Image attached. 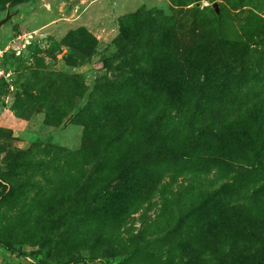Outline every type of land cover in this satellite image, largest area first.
<instances>
[{"label": "rangeland", "instance_id": "374dc122", "mask_svg": "<svg viewBox=\"0 0 264 264\" xmlns=\"http://www.w3.org/2000/svg\"><path fill=\"white\" fill-rule=\"evenodd\" d=\"M8 11L0 264H264V141L224 159L189 149L264 112V0H0Z\"/></svg>", "mask_w": 264, "mask_h": 264}, {"label": "trees", "instance_id": "16d2710c", "mask_svg": "<svg viewBox=\"0 0 264 264\" xmlns=\"http://www.w3.org/2000/svg\"><path fill=\"white\" fill-rule=\"evenodd\" d=\"M249 114L248 117L251 120V123H240L238 125L235 124H229L228 122L225 121L224 123V130H217V131H221L222 134L217 133L216 135H214L215 137L213 139H211L207 146L202 149L203 147V143H204V135L203 132H199L197 135H194V137H198L196 139V142L194 144V147L191 146L192 151L195 150H204V159L205 160H209V158L211 156H215L217 155L219 152H222L224 154H222L223 159L226 158L228 155L225 154H229V152H231V149L235 146V145H240V146H246V147H250V145L252 146V144L259 142L260 141H264V112L258 108H250L248 109ZM188 135V132L186 133ZM192 133L189 132V136ZM185 136V135H184ZM186 139H188L187 136H185ZM165 146V145H163ZM185 147V146H184ZM183 146H178L177 147V151L179 152V150L184 149ZM186 148V147H185ZM166 151H168V148L166 149ZM170 153H174V149L170 148ZM139 160L136 159L135 162H137ZM217 162L223 166L228 165V163L225 160H217ZM222 162V163H221ZM130 165H125L124 167H122L120 169V171H118V175L117 177L120 178V183L121 184H126L127 190H124V192H128L130 193L131 190H129L128 188L131 186V183H133L131 178V174L133 173V171H136L139 174V166H136L134 169L133 164ZM140 165V164H139ZM140 177H137V179H139ZM223 187H226V185H223ZM4 195V193L2 194V196ZM219 195V192L216 191L212 197H210L204 204L201 205V207H204L207 205V203L209 202V200H214L217 196ZM201 209V208H200ZM235 209V208H233ZM219 215V214H218ZM210 218H217V213L214 212V214H210L209 215Z\"/></svg>", "mask_w": 264, "mask_h": 264}, {"label": "water", "instance_id": "95a60500", "mask_svg": "<svg viewBox=\"0 0 264 264\" xmlns=\"http://www.w3.org/2000/svg\"><path fill=\"white\" fill-rule=\"evenodd\" d=\"M112 1H113L114 3L117 2V0H112ZM213 5H214V7H215L216 12L218 13V12H219V5H218V3L215 2ZM11 16H12V14L8 11L7 14H6V17H4L3 19H0V26H1L3 23H5L6 21H8V20L10 19Z\"/></svg>", "mask_w": 264, "mask_h": 264}]
</instances>
